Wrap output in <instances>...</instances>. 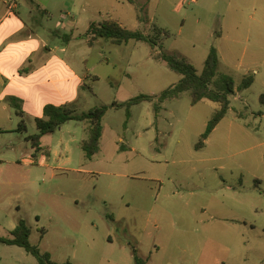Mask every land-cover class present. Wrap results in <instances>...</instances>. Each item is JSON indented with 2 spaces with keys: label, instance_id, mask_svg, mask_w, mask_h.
I'll return each mask as SVG.
<instances>
[{
  "label": "rangeland",
  "instance_id": "374dc122",
  "mask_svg": "<svg viewBox=\"0 0 264 264\" xmlns=\"http://www.w3.org/2000/svg\"><path fill=\"white\" fill-rule=\"evenodd\" d=\"M34 3L39 45L67 47L56 56L85 78L63 104L78 114L140 95L159 98L181 80L155 59L160 54L184 58L202 74L215 48L236 93L201 150L219 108L210 100L192 105L184 93L158 114L155 103L143 102L130 119L110 107L91 160L81 148L88 123L70 121L44 136L40 154L27 112L25 131L0 133V237L10 238L23 219L32 244L57 263L137 264V256L146 264H242L238 256L246 255L249 264H264V0ZM108 20L157 38L158 46L100 39L91 47L90 26ZM247 75L254 84L238 90ZM10 112L18 127L17 111ZM0 264L38 262L0 242Z\"/></svg>",
  "mask_w": 264,
  "mask_h": 264
},
{
  "label": "trees",
  "instance_id": "16d2710c",
  "mask_svg": "<svg viewBox=\"0 0 264 264\" xmlns=\"http://www.w3.org/2000/svg\"><path fill=\"white\" fill-rule=\"evenodd\" d=\"M126 1L134 3V0ZM160 31L158 32L160 33ZM88 36L89 45L91 47L100 39L110 41L114 45H123L128 44L130 41H137L149 44L153 49L158 46L157 38L147 35L142 31L128 30L123 27L122 24L114 20H108L99 24L93 23L89 28ZM155 59L165 62L171 71L181 76V80L178 84L165 90L157 99L148 95H140L121 104L113 103L111 106L102 105L81 114H78L77 111L69 105H47L44 108L43 117L36 119L37 133L30 137L33 148L38 152L41 151L42 138L60 130L66 123L70 121L85 122L90 125L89 137L81 142V148L87 159L91 160L100 151L104 129L103 118L110 107L125 109L127 117L130 119L132 108L143 102L155 103V111L158 114L162 110V104L178 99L184 93H189L192 98V105H197L203 100H210L219 105L218 110L208 123L206 132L202 136V141L196 146V150L203 149L205 147V141L208 140L210 135L222 120H224L231 109L232 97L236 93L235 80L232 76L222 72V62L215 48L211 49L202 74H199L194 66L188 63L184 58L176 55L160 54L156 56ZM253 84L254 77L247 75L243 78L238 90L249 89ZM7 103L11 108L17 111L18 115L21 117L24 115L22 102L20 100L9 98ZM260 103L264 107V94L260 98ZM260 115L264 116V112H261ZM26 129V123L22 120L18 130L23 132ZM122 149L124 148L121 147V150ZM31 233L32 230L29 224L21 219L16 228L11 231V237H0V242L8 246H17L24 249L37 260L38 264H74L72 262L57 263L53 261L49 253L43 252L39 246L32 244L30 240ZM134 253L137 254V251L134 250ZM136 262L137 264H146L137 256Z\"/></svg>",
  "mask_w": 264,
  "mask_h": 264
},
{
  "label": "crops",
  "instance_id": "0c3cea01",
  "mask_svg": "<svg viewBox=\"0 0 264 264\" xmlns=\"http://www.w3.org/2000/svg\"><path fill=\"white\" fill-rule=\"evenodd\" d=\"M17 4L14 13L9 15L7 0H0V104L3 105L1 112L6 113V116H0V133L10 135L20 132L19 125L21 120L25 122L27 112L34 114L36 122L37 118L43 117L47 105L62 106L85 80L72 61L56 56L58 51L67 54V47L55 46L51 50L46 44L39 45L34 0H17ZM9 98L22 102L24 115L21 117L16 113L20 118L18 127H15L16 120L10 112L15 109L7 103ZM39 152L43 154V150ZM238 259L242 264L250 261L246 255L238 256Z\"/></svg>",
  "mask_w": 264,
  "mask_h": 264
},
{
  "label": "built area",
  "instance_id": "2783aa9c",
  "mask_svg": "<svg viewBox=\"0 0 264 264\" xmlns=\"http://www.w3.org/2000/svg\"><path fill=\"white\" fill-rule=\"evenodd\" d=\"M8 14L12 15L17 8V0H7Z\"/></svg>",
  "mask_w": 264,
  "mask_h": 264
}]
</instances>
